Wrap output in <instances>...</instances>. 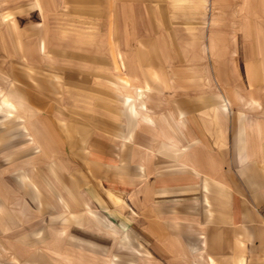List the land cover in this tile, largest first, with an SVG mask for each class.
Masks as SVG:
<instances>
[{
    "label": "crops",
    "instance_id": "0c3cea01",
    "mask_svg": "<svg viewBox=\"0 0 264 264\" xmlns=\"http://www.w3.org/2000/svg\"><path fill=\"white\" fill-rule=\"evenodd\" d=\"M64 2L90 61L8 95L42 157L0 177V264H264V0ZM197 15L203 46L171 26Z\"/></svg>",
    "mask_w": 264,
    "mask_h": 264
},
{
    "label": "rangeland",
    "instance_id": "374dc122",
    "mask_svg": "<svg viewBox=\"0 0 264 264\" xmlns=\"http://www.w3.org/2000/svg\"><path fill=\"white\" fill-rule=\"evenodd\" d=\"M77 1L81 4V2L89 0ZM166 1L162 0L161 2V13L164 12V8H167L164 6ZM41 2H43V6H41ZM157 3V5H160L159 2ZM74 6V2L65 3L64 0H0V100L1 96L2 100L4 98L8 99V95L17 96L18 99H21L25 92L21 91L19 87H24V85H29L30 89L33 88L34 94H40L38 92L43 88L57 89V82L53 86L49 83L52 81L50 78L56 77L58 80L57 75L63 72V67L60 69L58 62L83 63L90 61L91 54L88 53V49H85L88 46L79 47L76 44L83 40L78 36V33L84 31L78 30V26L82 25L79 21L80 19L89 21L90 14H84L81 9H75ZM5 14L10 15L9 21L4 19ZM96 16L100 17L98 14ZM204 16L197 15L199 19L187 23L174 20L171 23L172 25L168 24L174 26V30L176 28L189 29L187 31L193 36V38H190V41L193 40L192 45L198 39L202 42L199 44L203 46L207 44L208 34L210 35L211 31L210 26L212 25L208 15ZM206 17L207 20L203 21ZM11 19L16 22V27L13 26ZM88 23L85 22L84 25L86 26ZM98 23L101 25L100 30L98 29L99 31L91 34L93 35L92 38L86 44L81 45H89L92 42L93 46H96L97 50L95 51L98 52L96 56L100 57L105 55L101 53L105 48V25L101 23V20ZM74 24L78 28H74ZM202 35L205 43L202 41ZM27 38L32 41V45L34 43L38 44V42L40 44V41L44 39L48 47V55L43 54L40 56L37 53L25 55L21 42L23 40L27 41ZM170 39L175 40L174 38ZM176 40L180 45H187L185 39L184 43H182L180 37ZM188 44L191 45L189 42ZM63 49H65V52ZM202 56L204 57L203 60ZM193 57L195 61L199 60V62H212L215 60L214 56L208 53L203 55L195 53ZM20 113L17 116L16 112L10 111V108L0 101V177H2L1 184L3 188H9L10 184L15 186L20 183L21 180L19 179L24 177L25 172L35 175L40 174L33 170V161L37 159L40 162L41 149L40 146L37 148L34 146L35 141L32 140V137H35V135L32 133L31 137L24 132L25 123L22 121L24 118L19 117ZM35 138L39 141L37 136ZM19 194L14 193L15 197ZM2 264H8V262H2Z\"/></svg>",
    "mask_w": 264,
    "mask_h": 264
},
{
    "label": "bare ground",
    "instance_id": "6f19581e",
    "mask_svg": "<svg viewBox=\"0 0 264 264\" xmlns=\"http://www.w3.org/2000/svg\"><path fill=\"white\" fill-rule=\"evenodd\" d=\"M10 17V15H6L5 14V16H4V19L6 20V21H9V18ZM11 22H12V24H13V26H15L16 25V22L14 21V19H11L10 20ZM11 24V25H12ZM16 27V26H15ZM39 47H40V50H42L43 52H46V50H47V45H46V41L44 40V39H42L41 41H40V44H39ZM3 104L5 105V106H13V104L12 103H10V101L8 100V99H6V98H4V102H3ZM25 177V176H24Z\"/></svg>",
    "mask_w": 264,
    "mask_h": 264
}]
</instances>
